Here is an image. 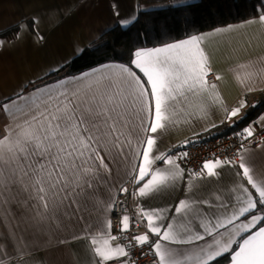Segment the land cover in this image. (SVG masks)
<instances>
[{"label": "snow or ice", "instance_id": "snow-or-ice-1", "mask_svg": "<svg viewBox=\"0 0 264 264\" xmlns=\"http://www.w3.org/2000/svg\"><path fill=\"white\" fill-rule=\"evenodd\" d=\"M259 20L264 23V15ZM38 23L34 17L31 26L20 24L17 38L21 30ZM200 39L138 50L134 68L121 65L118 74H101L99 79L82 74L58 81L57 88H37L27 97L18 92L0 102V221L12 228L0 238V264L5 259L8 264L13 260L27 264L24 258L32 255L25 236L29 229L70 227L73 221H83L101 203L100 187L109 184L113 172H119L130 156L136 163L127 173V183L135 189L132 195L142 199L135 215H123L118 227L123 234L142 224L145 233L131 239L141 248L147 245L158 264H184L177 256L194 258L196 264H219L218 258L226 253L231 264H264V179L257 182L246 166L247 145L242 143L237 153L241 161L234 174L235 187H228L219 183L217 169L235 166L234 162L215 158L198 171L186 172L178 161L187 159V146L196 142L177 145L184 151L160 152L153 135L165 128L168 107L178 95L195 94L208 86L210 69L198 46ZM4 44L0 41V49ZM238 112L231 110L227 118ZM238 135L248 140L253 130L249 127ZM192 178L216 183L206 196L197 198L189 194L193 188L187 181ZM179 185L185 198L174 205L142 206L144 200ZM119 192L127 193L128 188L122 185ZM115 203L113 198L106 211L111 212ZM111 229L110 218L100 220L94 230L86 229L83 237H77L90 246L88 264H125L129 259L125 246L113 245L120 237L111 235ZM162 242L195 245V251L189 256L165 248Z\"/></svg>", "mask_w": 264, "mask_h": 264}, {"label": "crops", "instance_id": "crops-1", "mask_svg": "<svg viewBox=\"0 0 264 264\" xmlns=\"http://www.w3.org/2000/svg\"><path fill=\"white\" fill-rule=\"evenodd\" d=\"M196 1L198 0H0V41L5 42L0 49V102L15 98L18 92L27 97L37 88H57L58 81L82 74L95 79H99L101 74H118L122 64L109 63L78 75L47 79L79 56L85 48L96 43L105 32L115 26H130L136 20L139 10L174 7ZM34 17L39 19L36 28L21 30L20 37L17 38L18 26L22 23L31 26ZM259 17L143 49L152 50L200 37L198 46L208 58V67L213 71V83H207L206 88L195 94L178 95L170 103L167 110L169 119L165 128L153 134L158 137L157 147L160 152L173 151L177 145L195 137L212 135L222 127L232 126L242 116L247 99L264 90V23L260 22ZM124 21L129 23L125 25ZM37 36H43V41H37ZM134 59L135 54L130 65L123 66L134 68ZM135 71L138 75H143L138 69ZM233 109H239L238 114L227 118ZM2 123L0 119V126ZM249 127L253 131L264 128V110L244 129ZM243 155L253 178L260 182L264 179V142L258 147L244 149ZM240 161L241 157L234 163L235 166L224 165L217 169L220 172L218 179L221 185L235 187L234 174L239 170ZM134 163V157L130 156L119 172H113L109 184L99 189L97 199L101 203L90 214H86L83 221H73L70 227L40 225L29 229L25 236L32 244V255L24 258L27 264H88L90 246L84 239L77 237H83L86 229L94 230L98 221L109 219L110 212L106 211L105 206L113 198L116 200L120 186H126L127 193L135 191L133 185L127 183V173ZM161 167L166 169L167 166ZM187 183L193 188L189 194L200 198L208 194L216 181L213 180L210 184L207 179L192 178ZM135 198L137 205L142 198ZM183 198V185H179L176 190L144 200L142 206L163 208L174 205ZM129 208H132L131 201ZM11 230V226L0 221V238L6 237ZM145 231L146 228L142 225L135 235H143ZM150 239L156 238L150 236ZM112 243L122 244L118 241ZM199 243L203 245L204 241ZM162 245L172 251L185 252L189 256L195 251V245H171L168 242H162ZM225 256L218 258L219 261L225 259L219 264H231L230 254L226 253ZM177 259L183 260L184 264H196L194 258L188 260L184 256H177ZM5 264H8L7 259ZM12 264H16V261L13 260ZM125 264H128L127 261Z\"/></svg>", "mask_w": 264, "mask_h": 264}, {"label": "trees", "instance_id": "trees-1", "mask_svg": "<svg viewBox=\"0 0 264 264\" xmlns=\"http://www.w3.org/2000/svg\"><path fill=\"white\" fill-rule=\"evenodd\" d=\"M261 15H264V0H198L180 6L139 10L130 26H115L105 32L96 43L85 48L79 56L47 79L78 75L109 63L130 65L138 50L168 44ZM263 110L264 90L247 99L242 116L232 126L222 127L217 134L244 130ZM224 260L221 259L219 263Z\"/></svg>", "mask_w": 264, "mask_h": 264}, {"label": "built area", "instance_id": "built-area-1", "mask_svg": "<svg viewBox=\"0 0 264 264\" xmlns=\"http://www.w3.org/2000/svg\"><path fill=\"white\" fill-rule=\"evenodd\" d=\"M155 0H139V2H149ZM210 69L209 78L207 83H213L214 79L212 76V69ZM244 130L233 131L227 134H208L195 137L192 141L194 144H189L187 146L188 157L184 161H178L181 166L186 170V172L198 171L203 163L208 160H213L219 158L223 160H231L237 163L240 159V155L237 154L238 150L241 149V144L247 145L246 148L258 147L264 142V128L255 129L253 131V136L248 138V140H241L238 133ZM184 144V143H183ZM245 148V149H246ZM184 151V149L175 147L172 152ZM133 191L129 193L121 194L118 192L116 197V203L114 209L110 212L109 218L111 219L112 229L111 235L120 237L118 242L122 243L126 250L129 252L128 264H158V258H154L152 252L149 250L148 246L145 245L141 248L136 244L134 240L131 239L135 235L136 231L142 224L137 223L135 227H130L127 233L121 234L120 228L118 227L120 218L123 215H128L130 217L135 215L138 211L136 205L135 195H132ZM129 201L132 202V208H129Z\"/></svg>", "mask_w": 264, "mask_h": 264}]
</instances>
